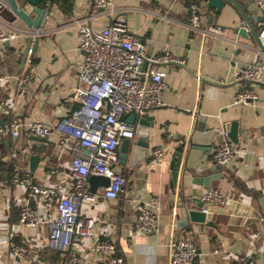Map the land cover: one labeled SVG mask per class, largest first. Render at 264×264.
<instances>
[{
	"label": "crops",
	"instance_id": "1",
	"mask_svg": "<svg viewBox=\"0 0 264 264\" xmlns=\"http://www.w3.org/2000/svg\"><path fill=\"white\" fill-rule=\"evenodd\" d=\"M68 1L71 8L64 6L63 0L49 6L39 2L47 9L39 34L1 3L0 19L7 29L23 33L0 49V76L6 77L0 81V103L11 102L20 118L55 123L79 107L74 88L79 83L83 53L72 24L75 18L89 17L92 25L102 27L122 16L130 31L143 39L149 56L166 49L182 61L163 65L167 85L161 105L147 113L153 117L148 136L136 133L132 138L147 147H141L136 162L128 160L124 167V190L115 200L82 205V213L96 219V232L108 234L116 242L109 264H172L170 244L179 236L190 238L201 250L192 264H237L240 256L264 264V72L255 81L236 79L239 68L263 56L251 31L247 28L248 37L240 32L242 25H247L242 12L228 0L220 11L209 8L205 0L202 6L208 33H201L188 24L191 0H113V14L101 11L94 0ZM236 1L259 30L264 12L254 0ZM19 3L24 5L23 0ZM26 4L27 10L33 9L34 5ZM32 16L36 18L37 13ZM30 33L33 78L23 90L20 77L28 72L30 63L27 58L24 63L22 60ZM33 58L37 59L35 64ZM246 87L258 91L256 104L235 102L237 92ZM8 121L1 118L0 124ZM223 130L238 152L229 163L220 165L214 153L223 140ZM179 146L184 151L174 179L170 163ZM155 148L163 151L157 165L150 163ZM32 155L40 157L34 172L30 169ZM71 159L69 150L58 146L56 135L43 141L27 132L19 137L0 136V161L22 162L36 182L61 188L64 178L51 177V169H67ZM4 179L5 171L0 170V236L19 231L15 219L27 196L25 185L6 184ZM210 189L228 197L223 205L208 206L212 224L210 220L196 221L191 215L203 209L202 195ZM151 196L158 199L160 229L144 234L138 231L134 200ZM228 203L231 211H221ZM254 233L259 236L254 237ZM26 234L32 264H44L42 253L48 252L45 228ZM18 238L22 239V234ZM80 253L83 257L78 264H95L96 257L87 247L82 246ZM61 257L64 262L60 264H66ZM13 263V255L0 241V264Z\"/></svg>",
	"mask_w": 264,
	"mask_h": 264
},
{
	"label": "built area",
	"instance_id": "2",
	"mask_svg": "<svg viewBox=\"0 0 264 264\" xmlns=\"http://www.w3.org/2000/svg\"><path fill=\"white\" fill-rule=\"evenodd\" d=\"M191 0L189 4V27L197 32L208 33L204 28L205 15L203 2ZM256 6L264 12V0H254ZM101 11L113 14L116 9L113 0H94ZM51 0L47 1V5ZM72 24L77 30L78 47L83 53L80 65L79 83L74 88V98L80 105L71 113L55 123L40 118L24 120L14 112L11 102L0 103V119L8 122L0 124V136L19 137L24 132L33 137L48 139L57 136L58 146L66 147L72 154L67 169L54 166L50 175L63 177L62 187L36 182L28 167L22 162L12 165V173L5 176L6 184L25 185L27 196L21 204L15 227L9 235H1L0 241L6 244L14 257L13 264H32L31 251L26 242V231L43 226L47 232L46 247L49 252L63 255L66 264H78L83 255L80 248L85 246L95 257V264H109L116 252V242L108 234L96 232V219L82 213L85 202L95 203L99 199L115 200L124 190L126 177L121 168L119 146L125 138H134L135 125L129 123L124 115L137 112L149 113L161 105V94L166 87L167 72L163 67L170 62H182L169 50L155 56H149L146 44L137 34L130 31L127 20L120 16L106 26L92 25L89 17L75 18ZM262 54L259 61L249 63L236 72L238 81H255L264 72V21L259 30ZM23 32L16 28L7 29L0 19V49L16 40ZM32 49L27 60L28 72L20 77L21 89L33 78L31 65ZM6 77L0 76V81ZM258 91L252 87L239 90L236 103L256 104ZM224 135L221 144L214 153L217 164L225 165L236 155L238 149ZM28 149L22 148L26 154ZM163 151L155 148L151 153V164H160ZM24 160V159H23ZM101 175L109 178V184L92 191L91 177ZM228 197L218 189L203 193L205 205L227 203ZM158 199L155 196L147 200H134L138 231L149 234L160 229L157 210ZM22 234V239L18 235ZM254 233V237H258ZM197 245L190 238L175 237L170 244L172 264H192L197 254ZM237 264H261L246 256H240Z\"/></svg>",
	"mask_w": 264,
	"mask_h": 264
},
{
	"label": "water",
	"instance_id": "3",
	"mask_svg": "<svg viewBox=\"0 0 264 264\" xmlns=\"http://www.w3.org/2000/svg\"><path fill=\"white\" fill-rule=\"evenodd\" d=\"M19 1L20 0H0V6H2L1 3H5L11 9L12 13L16 18L18 17L22 19L26 23V25L33 30L34 33L36 34L41 33L44 19L47 13V9L39 5V0H23L24 5H21ZM226 1L227 0H207V6L209 8H216L218 11H220L222 7L225 5ZM228 1L233 3L242 12V15L246 21L247 25L246 26L242 25V27L240 28L241 34L248 37L249 35L246 33V30L248 28L255 37L259 46L262 47L259 38L258 29L250 22L241 4L236 0H228ZM26 3H30L34 5L33 9H31L30 11L27 10ZM33 13H37L36 18H33L32 16ZM259 21L262 23L264 21V18L263 17L260 18ZM32 40H33V33H30L28 36V44L23 52V60H22L23 63L26 61V58L28 56L30 43L32 42ZM123 118H125L129 123L135 125L137 135H139L140 137H143L144 135L148 136L147 134L151 127V121L153 120L152 116L148 114L140 115L137 112H133L130 115H124ZM33 138L40 141L45 140L37 137H33ZM141 147H147V146H144V144H142L141 142L134 143L132 138H125L122 141L120 147V153H119L122 170H124V167L126 166L128 160H133L134 162H136L140 158ZM183 151H184L183 146H179L176 148L175 152L173 153L170 167L172 169V174L174 179L177 178L178 172L180 170ZM39 159H40L39 155L31 156L30 169L32 172H34V170L36 169ZM91 181H92V186H91L92 191H96L98 186H106L109 184V178L101 175H93L91 177ZM202 204H204V202H202ZM238 207H240V205ZM210 208L211 207L208 208V212H205L201 209L200 211H197V213H192L191 214L192 219H195L196 221L203 223L205 222L208 223V221L210 220L209 222L212 224V221L210 219L211 218ZM221 211L230 212L231 208L229 207V203L226 206H222ZM200 253L201 250L198 248L195 259L199 258Z\"/></svg>",
	"mask_w": 264,
	"mask_h": 264
},
{
	"label": "trees",
	"instance_id": "4",
	"mask_svg": "<svg viewBox=\"0 0 264 264\" xmlns=\"http://www.w3.org/2000/svg\"><path fill=\"white\" fill-rule=\"evenodd\" d=\"M47 1L48 0H39L40 4L42 6H46ZM54 1L55 0H51V2H54ZM63 5L64 6L68 5L70 8L72 7V5L69 4L68 0H63ZM36 62H37V59L33 58L32 63L35 64ZM12 165L13 164H11V163L0 161V170L5 171V176L11 175ZM15 220H18V218H16ZM42 261L44 262V264H60V263L64 262V258L61 257V254H59L58 252H55V251H51V252L48 251L47 252L46 250H44L42 253Z\"/></svg>",
	"mask_w": 264,
	"mask_h": 264
},
{
	"label": "rangeland",
	"instance_id": "5",
	"mask_svg": "<svg viewBox=\"0 0 264 264\" xmlns=\"http://www.w3.org/2000/svg\"><path fill=\"white\" fill-rule=\"evenodd\" d=\"M4 11V8H1Z\"/></svg>",
	"mask_w": 264,
	"mask_h": 264
}]
</instances>
